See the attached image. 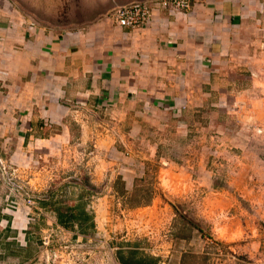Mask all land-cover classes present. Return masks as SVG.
<instances>
[{"label": "rangeland", "instance_id": "obj_1", "mask_svg": "<svg viewBox=\"0 0 264 264\" xmlns=\"http://www.w3.org/2000/svg\"><path fill=\"white\" fill-rule=\"evenodd\" d=\"M0 1L6 20L57 36L101 21L118 6L150 0ZM263 18L264 13L251 21L255 33L245 36L251 45L235 59L241 68L220 72L218 86L213 85L209 97L224 103L197 108L183 130L172 119L155 123L149 144L140 141L141 150L133 151L139 156L136 165L110 159L109 167L89 163L85 170L93 144L85 153L54 155L49 149L41 158L36 153L26 166H16L10 154L0 155L1 194L11 188L33 202L26 206L32 211L26 221L37 252L20 264H119V254L153 258L156 264L258 262L264 228L246 227L244 210L253 219L264 211V46L255 37L256 31L263 37ZM94 172L104 178L93 182ZM125 176L133 179L131 185ZM68 208L85 211L90 222L63 228L57 213ZM249 233L251 259L242 250Z\"/></svg>", "mask_w": 264, "mask_h": 264}, {"label": "crops", "instance_id": "obj_2", "mask_svg": "<svg viewBox=\"0 0 264 264\" xmlns=\"http://www.w3.org/2000/svg\"><path fill=\"white\" fill-rule=\"evenodd\" d=\"M1 8L0 1V155L26 166L36 153H85L93 144L86 170L136 165L139 142L149 144L155 123L172 119L183 130L197 108L224 103L209 97L213 85L220 72L241 68L235 59L251 45L245 36L255 33L251 21L264 13V0H192L189 11H156L141 28H120L105 18L57 36L22 28ZM255 37L263 48L264 32ZM96 172L93 182L104 178ZM3 208L0 203V264H20L37 252L27 230L32 211L21 204ZM245 211L246 227L264 228V211L254 219ZM246 237L242 250L251 259L252 234ZM255 264H264V254Z\"/></svg>", "mask_w": 264, "mask_h": 264}, {"label": "built area", "instance_id": "obj_3", "mask_svg": "<svg viewBox=\"0 0 264 264\" xmlns=\"http://www.w3.org/2000/svg\"><path fill=\"white\" fill-rule=\"evenodd\" d=\"M192 0H150V1H132L124 5L114 8L108 19L112 20L115 25L125 29H137L144 27L152 19L154 12L159 10L179 11L187 12L190 10ZM83 103L79 102L76 104L77 107H83ZM0 166L4 173L5 168L2 160L0 159ZM16 194L13 189L9 188V191L5 193L3 197L4 211H13L17 209L18 203L22 202L25 207H33L32 200L21 197ZM20 200V201H18ZM4 221H0V227H3ZM47 245V242L45 243Z\"/></svg>", "mask_w": 264, "mask_h": 264}, {"label": "trees", "instance_id": "obj_4", "mask_svg": "<svg viewBox=\"0 0 264 264\" xmlns=\"http://www.w3.org/2000/svg\"><path fill=\"white\" fill-rule=\"evenodd\" d=\"M46 202L47 201H45V203ZM57 220L63 228L68 229L73 227L74 223L80 226L84 225L85 223H89L91 217L83 210L74 211L68 208L64 213H57ZM117 261L119 264H156V260L154 261L153 258L133 259V256L124 258V256L120 254L117 257Z\"/></svg>", "mask_w": 264, "mask_h": 264}]
</instances>
